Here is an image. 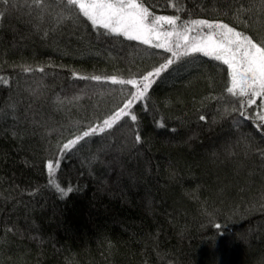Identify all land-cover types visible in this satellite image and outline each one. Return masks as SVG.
Instances as JSON below:
<instances>
[{
  "label": "trees",
  "instance_id": "16d2710c",
  "mask_svg": "<svg viewBox=\"0 0 264 264\" xmlns=\"http://www.w3.org/2000/svg\"><path fill=\"white\" fill-rule=\"evenodd\" d=\"M142 3L264 42V0ZM170 59L65 0H0V264H264V96L193 52L103 123L137 90L112 77L142 88Z\"/></svg>",
  "mask_w": 264,
  "mask_h": 264
},
{
  "label": "snow or ice",
  "instance_id": "6c2138e0",
  "mask_svg": "<svg viewBox=\"0 0 264 264\" xmlns=\"http://www.w3.org/2000/svg\"><path fill=\"white\" fill-rule=\"evenodd\" d=\"M37 2H42V0H37ZM65 2L75 7L93 26L106 29L111 34L123 35L129 40H139L144 44L163 48L172 53L173 59L168 60L161 68L143 78L148 82L143 83L142 88L136 80L123 81L116 77L111 78L113 84H132L137 86V90L132 99L128 100L115 116L104 120L103 123L108 128L112 127L122 114L129 115L127 110L131 108L133 100H140L146 96L152 83L150 76L159 75L160 71L172 64L179 55L187 56L193 52H201L228 66L231 86L227 88V91L233 96H249L250 94L251 96H264V46H262L264 42H254L248 35L226 24L193 20L190 24L184 23L180 30L177 24L180 19L178 16H153L142 0H65ZM164 25H169L171 30L163 31ZM204 28L209 31L203 34L198 31L195 36L190 37L194 29ZM92 79L100 80L101 78L93 77ZM248 103H255V101L249 99ZM130 118L133 121L136 120L135 115H131ZM91 132H95V129ZM90 134L89 131H85L83 136H78L75 140L65 144L64 148L68 149ZM137 140H139L138 136ZM47 168L52 176L59 168V164L53 165L50 161ZM50 182L63 195L72 191L71 187L64 189L58 183Z\"/></svg>",
  "mask_w": 264,
  "mask_h": 264
},
{
  "label": "rangeland",
  "instance_id": "374dc122",
  "mask_svg": "<svg viewBox=\"0 0 264 264\" xmlns=\"http://www.w3.org/2000/svg\"><path fill=\"white\" fill-rule=\"evenodd\" d=\"M167 28H168L167 25H164L162 29H163L164 31H170V30H167ZM192 34H193V35H192ZM196 34H197V33H190V37H191V36H195Z\"/></svg>",
  "mask_w": 264,
  "mask_h": 264
}]
</instances>
